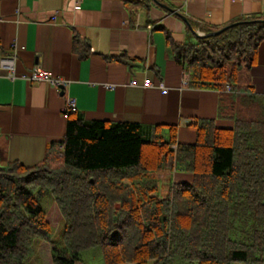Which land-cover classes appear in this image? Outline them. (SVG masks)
Wrapping results in <instances>:
<instances>
[{
    "label": "trees",
    "instance_id": "obj_1",
    "mask_svg": "<svg viewBox=\"0 0 264 264\" xmlns=\"http://www.w3.org/2000/svg\"><path fill=\"white\" fill-rule=\"evenodd\" d=\"M233 23L217 36L169 43L189 86L219 91L218 116L234 126L199 120L196 142L181 144L176 126L71 111L65 138L43 161L0 165V264H29L34 242L50 241L40 200L50 192L65 222L53 264H77L93 247L105 264H264V95L252 77L264 15ZM166 169L193 181L171 183L164 195L154 174Z\"/></svg>",
    "mask_w": 264,
    "mask_h": 264
},
{
    "label": "crops",
    "instance_id": "obj_2",
    "mask_svg": "<svg viewBox=\"0 0 264 264\" xmlns=\"http://www.w3.org/2000/svg\"><path fill=\"white\" fill-rule=\"evenodd\" d=\"M262 15L264 0H0V59L16 54L20 76L9 79L0 66V161H43L49 144L66 136L71 99L88 121L176 126L181 144L196 142L199 120L232 128L218 116L219 91L184 85L169 42L194 43L207 28ZM38 67L67 82L63 95L23 78ZM252 77L264 95V41Z\"/></svg>",
    "mask_w": 264,
    "mask_h": 264
},
{
    "label": "rangeland",
    "instance_id": "obj_3",
    "mask_svg": "<svg viewBox=\"0 0 264 264\" xmlns=\"http://www.w3.org/2000/svg\"><path fill=\"white\" fill-rule=\"evenodd\" d=\"M1 159V158H0ZM2 160V159H1ZM6 163L0 161V165H5ZM175 171L169 169L163 170L159 173L154 174L156 178L161 181L162 184V194L167 195L170 190L171 183L181 182L182 180L178 178ZM175 174V175H174ZM41 204L48 213V220L53 225V234L50 241L37 239L34 242L32 253L26 258V262L29 264H53L51 249L54 247L64 246V230L65 222L63 220L62 214L59 210L58 204L54 198V195L46 193L41 197ZM77 264H105L103 253L100 247H93L84 250L81 254L80 261ZM122 264H137L133 262H125ZM149 264H156L155 260H151ZM196 264V263H194ZM233 264H247L245 262H235Z\"/></svg>",
    "mask_w": 264,
    "mask_h": 264
},
{
    "label": "built area",
    "instance_id": "obj_4",
    "mask_svg": "<svg viewBox=\"0 0 264 264\" xmlns=\"http://www.w3.org/2000/svg\"><path fill=\"white\" fill-rule=\"evenodd\" d=\"M57 16L54 17V21L57 19ZM16 65H17V56L16 54L13 55H6L1 57L0 59V66L1 68L5 69L7 71L6 77H8L9 79L15 80L18 77H20L17 74L16 71ZM1 77V75H0ZM23 78H25L28 81H33V82H49L53 85H55L56 87H58L60 90L67 84L66 81H64L62 78L59 77H54L52 74L48 73L47 71L43 70L42 68L38 67L33 69L29 74H27L26 76H23ZM131 85H138L136 80L131 81L130 83ZM146 87H150L153 86V84L151 83V81L149 79H146L145 84ZM184 85H189V77L188 75L186 76V79L184 80ZM106 88H110V89H115L116 85L112 84H108L105 85ZM160 87L163 88V84H160ZM227 90H229V87H227ZM73 110H77V105L75 100L71 99L69 100V105L68 107L64 110V115L66 117H68L69 113Z\"/></svg>",
    "mask_w": 264,
    "mask_h": 264
},
{
    "label": "water",
    "instance_id": "obj_5",
    "mask_svg": "<svg viewBox=\"0 0 264 264\" xmlns=\"http://www.w3.org/2000/svg\"><path fill=\"white\" fill-rule=\"evenodd\" d=\"M185 20H187V18H184ZM239 23H233V24H230L226 27H223L222 29L218 30V31H214V32H210V33H201L199 34L198 36L199 37H210V36H217L221 33H223L224 31H226L229 27H232V26H236L238 25ZM61 94L63 95L64 94V89H62L61 91Z\"/></svg>",
    "mask_w": 264,
    "mask_h": 264
}]
</instances>
